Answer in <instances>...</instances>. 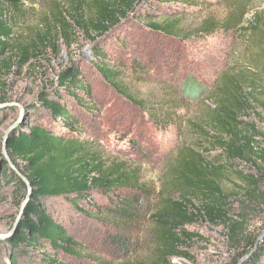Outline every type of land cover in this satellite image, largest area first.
Here are the masks:
<instances>
[{"label":"trees","instance_id":"obj_1","mask_svg":"<svg viewBox=\"0 0 264 264\" xmlns=\"http://www.w3.org/2000/svg\"><path fill=\"white\" fill-rule=\"evenodd\" d=\"M225 1L230 11L225 19L205 18L195 35L240 36L243 43L251 44L245 46L246 60L257 69L264 58V8L255 9V0ZM171 2L187 9L202 4L200 0H66V8L59 4L53 8L51 28L60 39L67 41L75 30L90 36L92 46L83 58L86 63L70 62L57 75L55 85L37 95L22 128L8 141L11 158L32 186L31 200L15 234L7 243H0V255L9 264H129L125 261L132 253L134 236L148 214L155 244L149 264H171L172 259L184 257V249L193 239L188 228L200 221L222 227L232 241L239 236L241 227L232 215L231 201L240 194L226 192L221 183L227 173H235L251 185L244 189V200L253 201L252 187L264 169V153L256 149L257 139L264 141V134L255 124L264 113V83L247 63L230 65L211 90L203 91L189 76L178 80L183 97L196 99L204 94V101L210 105L195 121L187 122L194 138L175 155L164 185L168 190L153 210L150 198L154 195L140 182L138 171L108 162L96 146L98 124L92 121H96L98 109L86 64L96 71L104 87L149 114L156 127L169 121L164 104L156 109L133 100L124 86L119 61L112 60L97 39L137 27L153 36L154 43H148L152 49L159 48L163 62L159 66L172 72L179 53L166 54L163 42H177L176 49H180L190 35L185 33L180 16L168 14L170 9L164 6ZM22 8L21 0H0L1 77L28 60L30 45L15 31L24 16ZM248 13L252 16L245 20ZM157 37L160 40L156 41ZM120 46L127 48L124 41ZM146 54L144 61H132L131 71L151 66L152 54ZM5 101L3 93L0 102ZM236 165L252 166L255 175L236 171ZM8 186H14L21 202L24 185L1 162L0 191ZM62 203L73 211L76 226L77 220L82 222L83 230L69 227L64 215L56 213ZM256 238L246 242L231 264L243 256L248 257L241 264H264V237L255 246Z\"/></svg>","mask_w":264,"mask_h":264},{"label":"rangeland","instance_id":"obj_2","mask_svg":"<svg viewBox=\"0 0 264 264\" xmlns=\"http://www.w3.org/2000/svg\"><path fill=\"white\" fill-rule=\"evenodd\" d=\"M200 1L201 7L190 9L182 7L179 2L164 6L170 9L168 14L171 16L177 14V17H181L183 29L190 35V39L184 41L180 49H176L177 42H163L165 53H179V60L172 72L165 71L164 66H159L163 64L159 59L162 55L158 47L152 49L153 36L141 32L137 27L132 26L127 31L118 33V36L108 33L97 39L108 51L109 57L119 61L124 86L132 94L133 100L144 101L146 105L152 104L156 109H161V104L168 106H162L171 116L164 126L156 127L149 114L142 112L135 104H129L110 88L104 87L96 71L86 64L98 109L96 121L91 120L94 125L98 124L95 134L98 140L96 146L108 162L124 164L128 169L138 171L140 182L154 195L150 198L152 210L158 206L161 197L164 198L165 191L168 190L164 185L175 155L183 144L194 138L187 122L195 121L204 113L205 106L210 105L204 101V94H200L196 99L183 97L178 90V80L189 76L188 78L195 81L197 86L199 84L203 91L211 90L216 78L225 73L230 65L241 63L245 66V63H249L246 60L245 46L251 44L243 43L240 36L236 38V35L231 33L209 38L195 35L197 27L205 18L212 17L221 22L230 12L225 0ZM64 2L66 3V0H21L24 16L16 24L15 31L30 45L28 60L20 67L15 66L9 74L0 76V83L4 84V87L0 86V95L4 93L7 102L25 107L27 114L30 112L29 105L35 102L37 95L50 90L55 85L57 75L70 62H85L83 58L92 46L90 36L74 30L73 37L66 41L60 39V35L51 28L54 20L52 10L57 4L63 5V9L66 8ZM253 7L257 10L263 9L264 0H255ZM251 16L252 13L246 14L245 20ZM157 40L160 39L157 37ZM122 41L127 44V48L123 50L120 48ZM147 51L153 57L151 66H143V71H131L132 61H141V58L144 61L143 56L147 55ZM247 68L253 70L256 76H260L259 79L264 83V58L257 69L249 64ZM0 114L1 142L4 131L17 119L19 110L14 106L2 109ZM259 115L255 124L264 134V113ZM257 141V151L264 153V141L259 138ZM236 171L255 175L252 166L236 165ZM259 172L262 174L258 184L252 187L255 188L253 201L244 200V189H250L251 185L239 179L235 173H227L221 183L226 192L240 194V198L236 196V199L231 201L234 203L232 215L241 227L237 239L230 240L228 232L222 227H214L200 221L194 227L188 228L193 239L184 249V257L172 259L171 264H231L235 254L241 251L250 238H258L264 232V169ZM0 197V234H5L10 230L18 213L20 199L14 186L4 187L0 191ZM68 208L62 203L56 213L61 212L64 215L63 218L69 227L83 230L81 221L80 223L77 220L78 225H75L76 218ZM141 221L134 236L132 253L125 261L129 264H149L154 252L150 214ZM3 262L9 264L8 260L0 255V264Z\"/></svg>","mask_w":264,"mask_h":264},{"label":"water","instance_id":"obj_3","mask_svg":"<svg viewBox=\"0 0 264 264\" xmlns=\"http://www.w3.org/2000/svg\"><path fill=\"white\" fill-rule=\"evenodd\" d=\"M17 107L19 110V114L17 119L10 124L6 130L3 133V136L1 138V142H0V155H1V159H0V163L4 162L7 167L10 169V171H12L14 173V175L22 182V184L24 185L25 191L23 194V197L21 199L20 202V206L18 209V213L13 221V224L10 228V230L5 233V234H0V243H7V241L9 239H11L13 237V235L15 234L19 222L22 218V215L24 213V210L26 208V206L28 205V203L31 200V196H32V186L31 183L29 181V179L26 177V175L24 174V172L22 171V169L20 167H18L16 165V163L13 161V159L11 158L8 149H7V144L9 139L11 138V136L15 133H17L23 126L24 124V119L26 116V111H25V107H23L20 104L17 103H9L7 101L5 102H0V111H2V109H6V108H12V107ZM264 237V232L257 238L255 246L257 244L258 241H261V239ZM248 256H243L241 257L237 264H241L244 260L247 259Z\"/></svg>","mask_w":264,"mask_h":264}]
</instances>
